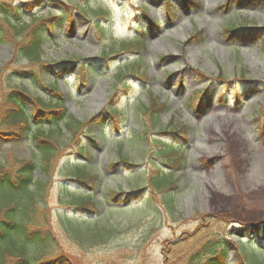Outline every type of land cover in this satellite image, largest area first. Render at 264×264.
<instances>
[{"label": "rangeland", "instance_id": "rangeland-1", "mask_svg": "<svg viewBox=\"0 0 264 264\" xmlns=\"http://www.w3.org/2000/svg\"><path fill=\"white\" fill-rule=\"evenodd\" d=\"M191 3L0 0V31L10 37L0 42V100L13 89L47 97L46 88L57 84L68 123L85 126L98 117L78 137L64 121L43 128L62 148L50 175L35 171L34 190L42 186L38 228L51 234L54 250L30 248L31 259L182 264L206 240L221 237L229 243V264H241V240L263 249L245 247L250 262H264V0ZM10 7L20 8L21 23L54 20L42 59L60 65L37 84L29 81L36 66L15 59L20 41L4 17ZM232 25L250 26L239 30L242 42L227 32ZM134 40L139 48L126 49ZM120 72L129 89L110 100ZM82 75L85 82L77 84ZM202 92H208L207 111L195 110ZM152 97L167 106L156 126L144 114ZM112 103L122 111L118 118L106 111ZM33 110L28 105L27 112ZM235 115L243 123H235ZM10 129L0 125V164L38 162L33 139L8 137ZM200 144L219 155L198 154ZM76 163L87 165L77 167L79 182L69 178ZM82 174L90 176L86 185ZM157 186L175 188L174 197L155 193ZM81 200L95 203L98 214L78 211L74 204Z\"/></svg>", "mask_w": 264, "mask_h": 264}, {"label": "trees", "instance_id": "trees-1", "mask_svg": "<svg viewBox=\"0 0 264 264\" xmlns=\"http://www.w3.org/2000/svg\"><path fill=\"white\" fill-rule=\"evenodd\" d=\"M184 6H190L191 0H182ZM233 0H229L232 3ZM2 8V7H0ZM31 9V8H30ZM170 9V7L168 8ZM4 13L5 20L11 28L14 30L15 38L19 42V46L15 48V59L23 58L28 61L30 66H36L38 73L35 75L34 72H29V81L38 82L41 79L43 72L52 70L54 67L60 64L49 65L42 59L43 56V45L47 34L53 33V19H32V23L27 24L26 22H20L19 7H10ZM11 12L16 20L11 21ZM170 12V11H169ZM169 12H167L169 14ZM100 15L106 19H110V15L107 11L100 12ZM17 22V23H16ZM249 26H238L232 25L228 27L227 32L237 37L242 42L239 36L240 29H246ZM0 42L4 40H10L8 32L0 31ZM253 36V35H252ZM197 41L201 42L199 37ZM139 40V39H138ZM134 40L131 44L126 45V49H137L139 48V41ZM136 43V44H135ZM135 46H132L134 45ZM133 47V48H130ZM134 53V51H133ZM136 54V53H134ZM83 71L86 69L83 68ZM21 79L25 78L26 73H20ZM126 73H119V82L117 88L114 91V95L110 97V100L115 97L117 91L120 89L128 90L129 83L125 80ZM85 76L82 75L79 83L85 82ZM46 88L51 95L44 97H31L28 93L23 90H10L0 100V125L5 126L6 124L11 127V131L5 132L6 136L13 138H25L30 136L36 146L37 151L41 155V159L38 162L9 160L8 163L0 164V264H71V261L64 256H57L49 260H42L44 257L38 259H31L27 255L30 248L43 249L44 251H53L52 246L53 238L51 234H45L42 229L38 228L39 220L43 217L39 214V203L38 199H42V186L39 184L38 190L35 188V171L39 167L48 176L52 171V167L58 158V152L62 149L59 142L54 138L53 133L45 131L43 128H55L59 127L61 122H66V127L76 136L80 128H84L87 125L93 123L94 117L87 125L83 126L80 123L73 125L72 117L69 116L68 110L64 106L63 96L61 90L57 84H53ZM121 87V88H119ZM208 92H202V100L195 106V110L207 111L209 109V102L206 99ZM109 100V101H110ZM33 106V112L28 113V105ZM167 106L158 102L155 98H151L149 105L144 108V114L149 117L152 126L159 124L161 114L166 111ZM112 118H118L121 116L122 111L113 103L107 108ZM89 127V126H88ZM172 133H175L173 131ZM179 133V132H176ZM79 135V134H78ZM77 135V137H78ZM181 137H184L181 135ZM84 158V157H82ZM89 158V159H88ZM86 158L90 160L89 157ZM85 163H76L77 167H85ZM81 168H77L74 172L71 180L78 181L75 177L80 175ZM83 173V171H82ZM84 174V173H83ZM82 174V175H83ZM84 177L80 182L83 185L87 184V179H90L89 175H83ZM74 178V179H72ZM79 182V181H78ZM161 190V191H160ZM175 190V188H174ZM170 188H160L157 186L155 192L162 195L170 196L173 195ZM139 192V191H138ZM174 197V196H170ZM165 201V200H164ZM163 201V205H164ZM173 199L167 200V210L173 209ZM80 211L88 213L90 215H97V205L86 200L77 201L74 204ZM80 234V233H79ZM81 235V236H80ZM82 241L89 240L82 236ZM184 238L183 240H185ZM188 239H186L187 241ZM243 249H238L241 255V264H264V262L249 261L250 257L245 255V247L251 249L254 253L257 250H263L262 247L257 248L253 243L247 245L241 240ZM201 247V248H200ZM198 250L187 256L182 264H229L227 261V251L229 243L216 237L214 239H208L201 244ZM237 250V251H238ZM49 253L48 255H51ZM37 260V261H36Z\"/></svg>", "mask_w": 264, "mask_h": 264}, {"label": "bare ground", "instance_id": "bare-ground-1", "mask_svg": "<svg viewBox=\"0 0 264 264\" xmlns=\"http://www.w3.org/2000/svg\"><path fill=\"white\" fill-rule=\"evenodd\" d=\"M192 1H194V2H196L197 0H192ZM149 21H151V22H153V20L152 19H149ZM243 35H245L244 33H242L241 35H239L240 37H242ZM234 117V116H233ZM243 117H240V119H239V117L237 116V115H235V123H237L238 125L240 124V123H243V119H242ZM237 125V126H238ZM232 127V125H229L228 126V128H231ZM233 128H235V126H233ZM236 129H237V127H236ZM196 150H197V152H198V154H202V155H205V156H207V157H214V156H218L219 155V153L217 152H215V150H213V148L211 147V146H208V147H205V146H202L201 144L199 145V147H196L195 148ZM203 150V151H200V150Z\"/></svg>", "mask_w": 264, "mask_h": 264}]
</instances>
